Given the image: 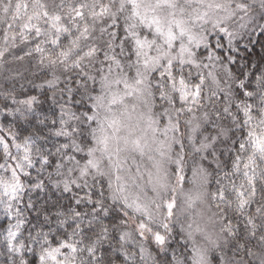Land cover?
<instances>
[{
    "label": "snow or ice",
    "instance_id": "1",
    "mask_svg": "<svg viewBox=\"0 0 264 264\" xmlns=\"http://www.w3.org/2000/svg\"><path fill=\"white\" fill-rule=\"evenodd\" d=\"M0 71V264H264V0H0Z\"/></svg>",
    "mask_w": 264,
    "mask_h": 264
},
{
    "label": "trees",
    "instance_id": "2",
    "mask_svg": "<svg viewBox=\"0 0 264 264\" xmlns=\"http://www.w3.org/2000/svg\"><path fill=\"white\" fill-rule=\"evenodd\" d=\"M6 67L14 68L15 65H7ZM5 75H10V73L0 71V85H3L4 87H11V82H8L5 80L4 78ZM36 82L39 83L40 80L37 79ZM22 83H24L23 90L20 89L19 84H16V95L18 99L22 100V99H26L29 95H37L43 101V103L40 105V108L43 111L48 112L49 109L51 108L55 110L57 114L59 113L58 105H52L49 100L44 99V97L39 93L37 89L33 88L31 85L27 84L26 82L22 81ZM49 95L51 94L49 93ZM4 103L5 101L2 98H0V108L3 107ZM7 103L11 104V101H7ZM1 121H3V123L6 125L10 124L12 122V117L5 118V115L3 114ZM25 127H27V125H25ZM33 176H35V172H33ZM28 195H31L34 200L37 199V194L35 192L26 194L25 199L28 198ZM58 197H59V193H56V192H48L47 194H45L44 192L39 193L40 202H43L44 200L55 202ZM62 202H66V201H62ZM21 207H23V205H21ZM28 215H29V218H33L35 216L34 213H30ZM12 221H13L12 218L5 215V213L3 212V209L0 208V232H2L3 229L7 226V224L11 223ZM33 223H35L34 219H33ZM25 259L28 261V264H38V257L34 252H26Z\"/></svg>",
    "mask_w": 264,
    "mask_h": 264
},
{
    "label": "rangeland",
    "instance_id": "3",
    "mask_svg": "<svg viewBox=\"0 0 264 264\" xmlns=\"http://www.w3.org/2000/svg\"><path fill=\"white\" fill-rule=\"evenodd\" d=\"M9 106L12 107L13 105L12 104H9ZM2 116H3V114H0V123H3V121H1ZM12 222H14V221H12Z\"/></svg>",
    "mask_w": 264,
    "mask_h": 264
}]
</instances>
